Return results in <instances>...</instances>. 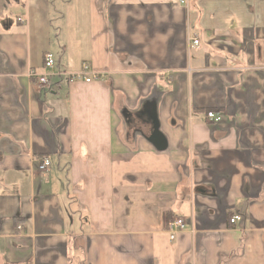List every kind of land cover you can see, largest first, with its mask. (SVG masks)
<instances>
[{
    "label": "crops",
    "instance_id": "obj_1",
    "mask_svg": "<svg viewBox=\"0 0 264 264\" xmlns=\"http://www.w3.org/2000/svg\"><path fill=\"white\" fill-rule=\"evenodd\" d=\"M179 1L0 0V264H264V0Z\"/></svg>",
    "mask_w": 264,
    "mask_h": 264
},
{
    "label": "built area",
    "instance_id": "obj_2",
    "mask_svg": "<svg viewBox=\"0 0 264 264\" xmlns=\"http://www.w3.org/2000/svg\"><path fill=\"white\" fill-rule=\"evenodd\" d=\"M179 3L181 5L186 6L187 1L186 0H180ZM199 45V40L196 38L192 39V47H196ZM55 65V60L54 56L51 53H46L44 55L43 59V66L44 69L50 71L53 70ZM57 77H66V81L68 83H76L83 81L85 83H91L92 80L98 79L99 77L92 75L90 72L89 66L87 64H83L81 66V69L77 73H69V74H62V73H57ZM29 77L32 79L37 80L39 85H42L44 89H50V83H49V76L47 74H38L35 71H29ZM205 118L212 123H217L221 120V115L220 113L214 112V111H208L205 113ZM49 167V161L47 159H44L41 164L39 165V171L40 172H46ZM237 221H239L238 216H233L230 220L229 223L231 225L235 224ZM20 228V227H19ZM183 228V222L178 219L172 220L169 225H168V238L170 241L174 240L175 235L177 232L181 231Z\"/></svg>",
    "mask_w": 264,
    "mask_h": 264
},
{
    "label": "trees",
    "instance_id": "obj_3",
    "mask_svg": "<svg viewBox=\"0 0 264 264\" xmlns=\"http://www.w3.org/2000/svg\"><path fill=\"white\" fill-rule=\"evenodd\" d=\"M209 111H212V110H209ZM207 112H208V110H207ZM166 222H167V219H166ZM169 224V223H168Z\"/></svg>",
    "mask_w": 264,
    "mask_h": 264
}]
</instances>
